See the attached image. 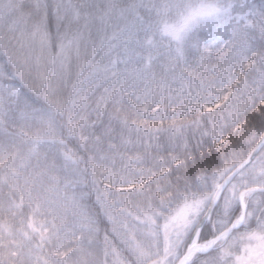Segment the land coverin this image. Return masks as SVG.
<instances>
[{
  "label": "snow or ice",
  "instance_id": "1",
  "mask_svg": "<svg viewBox=\"0 0 264 264\" xmlns=\"http://www.w3.org/2000/svg\"><path fill=\"white\" fill-rule=\"evenodd\" d=\"M0 264H264V0H0Z\"/></svg>",
  "mask_w": 264,
  "mask_h": 264
}]
</instances>
